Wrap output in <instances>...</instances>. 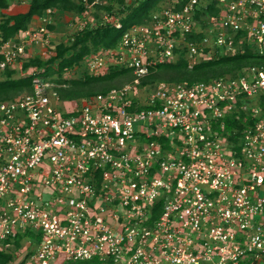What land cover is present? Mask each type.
<instances>
[{
	"label": "built area",
	"instance_id": "2783aa9c",
	"mask_svg": "<svg viewBox=\"0 0 264 264\" xmlns=\"http://www.w3.org/2000/svg\"><path fill=\"white\" fill-rule=\"evenodd\" d=\"M82 2V15L101 4ZM58 13L0 44V71L34 77L31 92L0 101V251L19 240L25 264H264V64L144 83L180 56L189 69L246 51L263 59L264 0H165L116 47L66 68L64 83L60 60L45 79L47 67L22 70L57 56ZM100 26L121 29V15L80 22L70 41ZM115 69L130 80L106 93L57 91Z\"/></svg>",
	"mask_w": 264,
	"mask_h": 264
},
{
	"label": "trees",
	"instance_id": "16d2710c",
	"mask_svg": "<svg viewBox=\"0 0 264 264\" xmlns=\"http://www.w3.org/2000/svg\"><path fill=\"white\" fill-rule=\"evenodd\" d=\"M28 1L29 10L25 14L14 16L6 15L0 22V44L14 38L20 31L27 30L31 26L34 18H41L48 9L57 10L60 13H72L82 15L86 7L82 0H16V2ZM107 4L95 5L96 16L99 18L101 13H118L121 15V29H115L109 26H100L97 29L87 27L74 36V40L68 43H59L56 46L57 56L48 62L38 59L31 60L22 66V70H27L34 66L47 67L42 78L45 79L55 72L49 67L56 60H60L57 75L61 77L66 68L80 63L83 58L96 51L99 48H114L120 40L123 33L132 25L141 24L147 19L151 12L165 0H108ZM11 5L8 0H0V10L8 9ZM211 15H216L218 9L210 10ZM203 13H200L202 15ZM197 16V18L200 17ZM53 30V26H49ZM264 57L256 58L250 51L233 57H221L218 60L203 62L195 65L192 69L188 68V62L184 56L174 64L159 65L150 76L145 79V84L154 85L157 82L179 83L187 82L188 84L196 82H208L212 79L225 75H236L246 66L262 65ZM3 80H0V101L12 100L18 95L31 92L34 77L15 78L18 73L16 70L7 69L4 72ZM127 77V78H126ZM124 79V80H122ZM117 80L121 82L116 83ZM127 71L112 70L109 74L101 77L86 76L82 80H71L67 87L58 88L57 91L63 100L83 99L99 93H106L114 87H120L126 81H129ZM231 126L237 127L240 131L243 124L240 121H232ZM20 247V241L16 242V250ZM15 250V251H16ZM14 252L0 251V264H13L16 261ZM25 260L19 264H25ZM74 264H92L90 262H78Z\"/></svg>",
	"mask_w": 264,
	"mask_h": 264
},
{
	"label": "rangeland",
	"instance_id": "374dc122",
	"mask_svg": "<svg viewBox=\"0 0 264 264\" xmlns=\"http://www.w3.org/2000/svg\"><path fill=\"white\" fill-rule=\"evenodd\" d=\"M10 1L11 4L16 3V0H8ZM129 2H131L130 0H128ZM22 2H27V4H29L28 1H22ZM101 4H107L109 1L108 0H100ZM19 11H21L20 8H16V9H9L6 11L7 14H4L0 11V22L3 19L4 16L9 15V14H16ZM105 13V12H104ZM103 13L99 14V18ZM74 18V19H72ZM96 16V11H95V7H93L90 12L88 11L87 15H77V14H70V13H65V14H53L51 17V24L49 26H53L54 29L51 30L52 32V45H54L55 47L59 44V43H70L71 41V37L73 36V34L76 32V25L79 24L82 21H87V22H93L96 19H99ZM21 67V65H19ZM19 66L17 69H15L17 71V75L14 76L15 78H19L22 76H25L27 73L21 72L19 70ZM14 70V69H12ZM6 71V70H5ZM5 71H0V80L4 79V72ZM127 78V77H126ZM124 80V79H122ZM61 81H63V79H61ZM121 82L120 80H117L116 83ZM16 261L15 264H19L21 261H23V254H20V256L16 255ZM14 264V263H13Z\"/></svg>",
	"mask_w": 264,
	"mask_h": 264
},
{
	"label": "crops",
	"instance_id": "0c3cea01",
	"mask_svg": "<svg viewBox=\"0 0 264 264\" xmlns=\"http://www.w3.org/2000/svg\"><path fill=\"white\" fill-rule=\"evenodd\" d=\"M16 8H20L21 11H19L16 14H9V16H14V15H19V14H25V13H27L28 10H29V4H27V2H16V3L11 4L8 9H3V10H0V11L2 13H4V14H7L6 13L7 10H9V9H16ZM72 19H74V18H72ZM31 25H33V26L39 25V18H34L32 20V22H31Z\"/></svg>",
	"mask_w": 264,
	"mask_h": 264
}]
</instances>
